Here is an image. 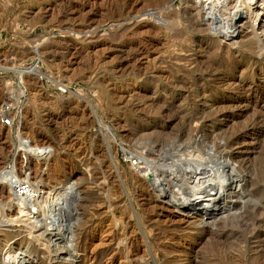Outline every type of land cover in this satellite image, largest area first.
I'll list each match as a JSON object with an SVG mask.
<instances>
[{"label":"rangeland","instance_id":"rangeland-1","mask_svg":"<svg viewBox=\"0 0 264 264\" xmlns=\"http://www.w3.org/2000/svg\"><path fill=\"white\" fill-rule=\"evenodd\" d=\"M200 5L0 0V115L12 98L13 138L24 113L25 143L48 148L32 157L46 161L42 189L72 183L57 224L74 250L48 254L35 238L63 247L65 233L13 224L0 209V242L21 254L11 260L3 243L0 264H264V28L254 34L241 17L222 35ZM1 146L10 164L16 143ZM172 148L194 152L198 169L223 165L237 188L204 221L168 208L132 166Z\"/></svg>","mask_w":264,"mask_h":264},{"label":"bare ground","instance_id":"bare-ground-1","mask_svg":"<svg viewBox=\"0 0 264 264\" xmlns=\"http://www.w3.org/2000/svg\"><path fill=\"white\" fill-rule=\"evenodd\" d=\"M232 1L235 3V6L233 5V7H235L234 11L229 9ZM200 4L201 9L206 11L205 13L208 16L207 22L209 25L212 26L215 32H219L222 35L229 34L231 31H233L234 20H238L241 17L244 21H248L250 28H252L255 32H253L254 34H256V30H258L257 26L259 29L264 28V22L261 21L259 23L260 15L264 14V0H200ZM259 42H261V40H259ZM37 70L35 69V66H33V68L29 70V73H37ZM43 76L44 75H42V77ZM12 116L15 118V115ZM18 118L22 121L21 123L23 126L20 129L17 139L13 138L11 132L6 126L1 125L0 127L1 130L5 131L3 134L4 137L0 141L2 142V140H4L7 144H10L11 141H15L17 149L16 155L9 164L7 162V158L11 150L2 148V146L0 147V209H4V213L2 212L3 215L1 213V216L13 224L24 223L28 226H31L33 231L38 230L39 227H42L41 229H45L49 232L51 231V233L52 231L53 233L56 232L58 235L65 233L63 236V244L65 243V245L63 247L61 244L59 245V243L56 242L57 240L55 241L50 237L48 238L49 243L47 242L48 246L45 245L46 240L43 238L35 239L37 243H40V247H45L48 250V254H55L57 257L58 253L61 251V249H63L66 251L67 256L71 255L73 250H71V248H73V245L72 247L70 245L71 248L68 246V243L71 241V234L68 233V231H65L62 225H58L57 222L58 219H60L59 217L62 218L63 214L65 213V205L68 204L69 196L72 191V183L70 181H67L63 184L59 182L54 187H48L44 189L41 188V186L45 183L43 179L45 176H40V172L43 167L46 166V161L36 162L33 160L34 158L32 159V157L37 156L38 159L47 157L46 155L48 148L44 146L45 144L43 145V143L39 141L38 143H33V141L29 144L27 143L28 141L25 143L24 139L27 135V132L29 131V128H27V123L24 125L25 114H19ZM27 120L28 119H26V122ZM161 153L156 157V161H151L148 157H151V155L154 156V154H151L148 151L146 152L147 157L140 156L137 157L136 160H132V166L135 165L136 171L138 170L137 172L139 173V176H141L136 177H139L138 179L140 180H144L146 178V180L149 182L148 187L151 193L154 194L159 200H164L168 208H171L173 211H177L182 215H186L188 219L194 217L195 219L199 218L204 221L206 218L212 216L210 215V212L212 210H216L221 202L225 203L224 199L226 194H235L237 188L234 186V182L231 183V181H229V174L227 175L226 169L223 165L218 164L212 167L210 171L208 169L209 167L207 168L208 170H205L206 167L205 169H198L200 165L196 163L195 160L197 159H194V152L189 151V149L177 151V148H172L170 152L168 151ZM22 155L26 156V168H24L25 162ZM24 170L27 172L29 171L30 174L28 173L26 176V174H24ZM228 205H224L223 209L219 208V211L225 212L224 210L227 209ZM220 207H222V205ZM31 219H34V222H31ZM2 223L3 222L1 221L0 229L3 228L4 224ZM66 234L67 236L65 237ZM19 236H21V234L14 232L6 235V238L14 239ZM72 238L74 239V236ZM2 241L0 242V248L4 247L3 243L8 247L6 254L9 258L12 257L16 259L17 256L21 255L15 252L13 245H8L9 241ZM28 243L30 244V241H27L26 244ZM23 244L24 243L22 242H16L15 245L18 248L17 250H21ZM35 250L38 249L36 248ZM20 264L24 263L21 262Z\"/></svg>","mask_w":264,"mask_h":264},{"label":"built area","instance_id":"built-area-1","mask_svg":"<svg viewBox=\"0 0 264 264\" xmlns=\"http://www.w3.org/2000/svg\"><path fill=\"white\" fill-rule=\"evenodd\" d=\"M64 92L66 93L67 91L64 90ZM14 106L16 105H15V102L12 100V98L8 100L7 102H5L4 107H3V114L0 115L1 125L10 127L15 123V120H18V119H14L11 115L12 113L14 114L17 113L14 111Z\"/></svg>","mask_w":264,"mask_h":264}]
</instances>
